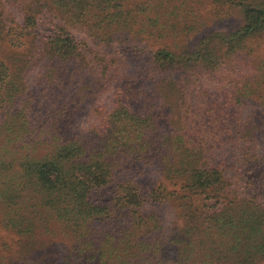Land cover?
<instances>
[{
	"label": "trees",
	"instance_id": "obj_1",
	"mask_svg": "<svg viewBox=\"0 0 264 264\" xmlns=\"http://www.w3.org/2000/svg\"><path fill=\"white\" fill-rule=\"evenodd\" d=\"M19 1L20 21L0 0V264H263L264 146L248 197L212 162L246 103L264 107V59L221 73L264 35V0H207L240 15L216 31L198 0ZM108 77L112 110L80 130ZM155 166L171 190L137 181ZM170 200L171 226L147 208Z\"/></svg>",
	"mask_w": 264,
	"mask_h": 264
},
{
	"label": "rangeland",
	"instance_id": "obj_2",
	"mask_svg": "<svg viewBox=\"0 0 264 264\" xmlns=\"http://www.w3.org/2000/svg\"><path fill=\"white\" fill-rule=\"evenodd\" d=\"M4 1L7 2L8 0ZM12 1L13 0H11V2ZM14 1L15 3H12L14 5L11 6V11L14 12V17H17L20 21L23 9L19 7L21 6L19 0ZM22 1L25 3V0ZM198 1L199 2L193 4L190 9L195 13L197 19H200L204 23V29L206 31H216L223 28L231 30L240 24L241 19L237 10H220V7L212 4L210 1ZM194 35L199 36L197 34ZM145 44L151 45V43L147 41L144 42V45ZM7 48V44L4 42L0 43V53L4 50L7 55L9 52ZM246 48L247 49L245 51L239 53L231 60H227L221 73L228 74L234 70H241L245 63L248 64L251 61L264 59V35L251 39L247 43ZM94 63L91 65L94 66ZM95 70L98 71L97 68H95ZM113 70H115V68ZM37 73V70L34 71L30 77V83L32 85L34 84ZM89 77L95 79L97 78L94 74H89ZM99 77L101 78V76ZM196 77L198 79L196 84L198 86V90H209L211 94L216 91V83L211 75L207 76L200 74ZM221 82H224V80ZM102 89V93L97 94V100L87 104L86 109L78 118L80 130H87L95 125H98L102 120V116L112 110L114 106L115 93L114 82L108 77V85ZM194 96H197V94H194ZM263 119L264 107L261 104L254 102L246 103L242 109L239 122L230 127L228 134L223 138L221 145L213 155V165L218 166L224 172L227 179L232 184V189H234L235 193H238V196L242 198L248 197L247 192H249L247 189L248 180L245 174L246 158L249 157L247 154H251L252 152L250 147L256 149V151L260 153V147L264 146V136L258 135L250 142L243 138V132L249 123L254 125L257 124L259 126L262 125ZM260 155H264V151ZM137 181L148 190L158 188L163 184H166L170 190L173 188L172 185H169V183L163 180V176L158 166L146 167L144 173L138 176ZM252 193L253 192L251 191V194ZM229 195L231 196L232 194ZM147 208L148 211L159 212L167 225L171 226L175 223L180 224L182 222L179 218L180 212L179 209H177V203L172 200L167 201L160 206L155 205Z\"/></svg>",
	"mask_w": 264,
	"mask_h": 264
}]
</instances>
